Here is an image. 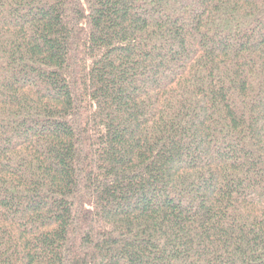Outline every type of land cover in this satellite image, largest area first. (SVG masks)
Segmentation results:
<instances>
[{"label":"trees","instance_id":"16d2710c","mask_svg":"<svg viewBox=\"0 0 264 264\" xmlns=\"http://www.w3.org/2000/svg\"><path fill=\"white\" fill-rule=\"evenodd\" d=\"M0 264H264V0H0Z\"/></svg>","mask_w":264,"mask_h":264}]
</instances>
